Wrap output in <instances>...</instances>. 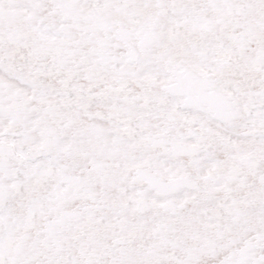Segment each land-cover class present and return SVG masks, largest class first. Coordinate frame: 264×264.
<instances>
[{
    "label": "snow or ice",
    "instance_id": "snow-or-ice-1",
    "mask_svg": "<svg viewBox=\"0 0 264 264\" xmlns=\"http://www.w3.org/2000/svg\"><path fill=\"white\" fill-rule=\"evenodd\" d=\"M0 264H264V0H0Z\"/></svg>",
    "mask_w": 264,
    "mask_h": 264
}]
</instances>
